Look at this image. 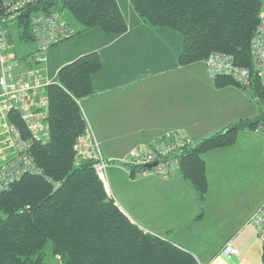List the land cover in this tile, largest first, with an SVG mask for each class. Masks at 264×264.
I'll use <instances>...</instances> for the list:
<instances>
[{"label":"trees","instance_id":"obj_1","mask_svg":"<svg viewBox=\"0 0 264 264\" xmlns=\"http://www.w3.org/2000/svg\"><path fill=\"white\" fill-rule=\"evenodd\" d=\"M129 2L148 26L180 33V66L205 61L214 51L230 54L236 64L250 68V83L241 86L218 76L214 86H234L258 104L263 101L261 73L253 70L250 57L260 0ZM38 7L44 14L68 12L79 27L75 35L98 29L116 37L127 30L116 0H41ZM9 20L0 16L4 26ZM16 20L20 39L33 41L29 19ZM101 67L97 52L85 54L60 68L46 87L48 140L32 147L37 172L23 174L0 191V264H201L191 252L133 224L106 193L93 160L77 161L74 146L86 127L79 102L93 94L92 75ZM229 126L178 153V172L201 203L208 192L203 155L236 142L238 131L224 133Z\"/></svg>","mask_w":264,"mask_h":264},{"label":"crops","instance_id":"obj_2","mask_svg":"<svg viewBox=\"0 0 264 264\" xmlns=\"http://www.w3.org/2000/svg\"><path fill=\"white\" fill-rule=\"evenodd\" d=\"M116 2L127 24L123 34L82 32L50 48L48 65H39L43 74L47 67L57 73L80 56L100 55L93 94L79 105L108 162L106 193L143 232L191 252L201 264H262V243L249 219L264 203V193L251 196L244 183L250 174L264 171L252 166V159L264 157L263 137L240 129L232 146L203 155L208 182L203 203L178 170L167 177L137 178L116 161L166 131L181 130L194 144L254 118L260 106L264 109V99L258 104L234 86L216 88L203 61L180 66L179 33L148 26L129 0ZM261 80L264 85V68ZM227 242L239 250L238 257L221 254Z\"/></svg>","mask_w":264,"mask_h":264},{"label":"built area","instance_id":"obj_3","mask_svg":"<svg viewBox=\"0 0 264 264\" xmlns=\"http://www.w3.org/2000/svg\"><path fill=\"white\" fill-rule=\"evenodd\" d=\"M41 0H0V16L10 18ZM261 1L259 23L250 41L253 70L262 73L264 68V0ZM37 51L29 58L18 59L12 52L6 28L0 23V191L8 189L25 173L37 172L32 147L48 140L46 87L50 82L43 76L39 65L45 61L46 52L57 44L75 36L76 28L59 13L40 11L28 17ZM205 71L213 80L218 76L231 78L247 86L251 70L235 63L232 55L214 51L205 59ZM85 119V118H84ZM15 120L22 123L20 127ZM85 129L76 140L74 150L77 161L93 160L99 179L105 184L108 162L102 156L99 144L85 119ZM253 133L264 138V123L254 126ZM191 143L181 130L166 131L155 140L130 149L118 160L133 170L134 177L158 175L167 177L179 168V151ZM155 163V165H153ZM249 223L258 240L264 241V203L252 214ZM221 254L231 258L240 252L230 242Z\"/></svg>","mask_w":264,"mask_h":264},{"label":"rangeland","instance_id":"obj_4","mask_svg":"<svg viewBox=\"0 0 264 264\" xmlns=\"http://www.w3.org/2000/svg\"><path fill=\"white\" fill-rule=\"evenodd\" d=\"M62 16L64 19L67 21H70V23L73 26L78 27L76 22L73 20V18L70 16L68 12H63ZM6 33L8 35L10 44L12 46V52L20 59L23 58H30L36 51H37V43L34 41H22L19 37V28H18V22L16 19H12L7 21L6 23ZM175 31V30H174ZM177 32V31H176ZM178 33V32H177ZM180 35V33H179ZM181 36V35H180ZM66 41V40H65ZM64 42V41H63ZM62 43V42H61ZM60 44V43H59ZM58 45V44H57ZM45 63L48 65V60H47V54L45 55ZM204 62V61H203ZM205 64V63H204ZM48 70H46V76L45 73L43 76H45L50 83H54L56 81L57 73H54L49 67H47ZM261 107V106H260ZM262 108V107H261ZM90 127V126H89ZM245 131H249L247 128H244ZM92 130V129H91ZM240 131V130H239ZM93 132V131H92ZM94 134V133H93ZM95 136V135H94ZM99 144V143H98ZM100 148V147H99ZM101 151V150H100ZM124 158V157H123ZM122 159V158H121ZM120 160V159H118ZM116 163L123 164L122 162L120 163L119 161H116ZM124 166V165H123ZM252 166L258 167L261 170H264V157L259 158V159H252ZM250 180H247L244 184L246 187L244 190L246 191L247 194L250 193L251 196L256 195V193L263 194L264 193V171L259 173H252L249 175ZM138 178V177H137ZM248 186V187H247ZM248 189V190H247ZM259 208V207H258ZM256 211V210H255ZM254 211V212H255ZM253 212V213H254ZM252 213V214H253ZM252 216V215H251Z\"/></svg>","mask_w":264,"mask_h":264},{"label":"water","instance_id":"obj_5","mask_svg":"<svg viewBox=\"0 0 264 264\" xmlns=\"http://www.w3.org/2000/svg\"><path fill=\"white\" fill-rule=\"evenodd\" d=\"M38 11H39L38 5H32L26 8L25 10L21 11L20 13L15 14L14 16L11 17V19L28 18L31 13L38 12ZM258 123H264V109L261 107L258 108V114L254 118L234 123L230 125L224 131V133H228L231 131H238L240 129H244V128L257 125ZM153 165H155V163Z\"/></svg>","mask_w":264,"mask_h":264}]
</instances>
